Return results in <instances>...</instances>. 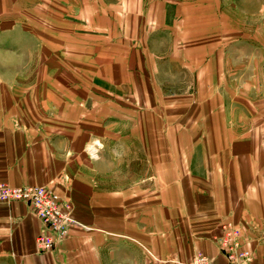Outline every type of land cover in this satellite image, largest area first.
<instances>
[{
  "label": "crops",
  "instance_id": "0c3cea01",
  "mask_svg": "<svg viewBox=\"0 0 264 264\" xmlns=\"http://www.w3.org/2000/svg\"><path fill=\"white\" fill-rule=\"evenodd\" d=\"M0 182L82 224L0 202V264L223 262L228 220L264 264V4L0 0Z\"/></svg>",
  "mask_w": 264,
  "mask_h": 264
},
{
  "label": "built area",
  "instance_id": "2783aa9c",
  "mask_svg": "<svg viewBox=\"0 0 264 264\" xmlns=\"http://www.w3.org/2000/svg\"><path fill=\"white\" fill-rule=\"evenodd\" d=\"M13 201L32 205L35 216L42 222L43 229L36 239L40 252L54 249L58 240L66 237L71 228L82 225L74 216L73 202L63 198L52 186H12L0 182V202ZM248 242L241 224L225 221L217 238L224 261L216 262L199 251L190 264H250L254 253L248 248Z\"/></svg>",
  "mask_w": 264,
  "mask_h": 264
},
{
  "label": "clouds",
  "instance_id": "9594fccd",
  "mask_svg": "<svg viewBox=\"0 0 264 264\" xmlns=\"http://www.w3.org/2000/svg\"><path fill=\"white\" fill-rule=\"evenodd\" d=\"M113 155L116 157L122 156L123 155V150L121 149H114L113 150Z\"/></svg>",
  "mask_w": 264,
  "mask_h": 264
},
{
  "label": "rangeland",
  "instance_id": "374dc122",
  "mask_svg": "<svg viewBox=\"0 0 264 264\" xmlns=\"http://www.w3.org/2000/svg\"><path fill=\"white\" fill-rule=\"evenodd\" d=\"M239 1H242L247 5L249 4V0H239ZM258 2H259V4H260V2L264 4V0H258Z\"/></svg>",
  "mask_w": 264,
  "mask_h": 264
}]
</instances>
